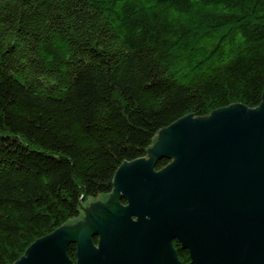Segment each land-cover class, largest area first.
I'll return each mask as SVG.
<instances>
[{
    "label": "trees",
    "instance_id": "trees-1",
    "mask_svg": "<svg viewBox=\"0 0 264 264\" xmlns=\"http://www.w3.org/2000/svg\"><path fill=\"white\" fill-rule=\"evenodd\" d=\"M263 93L264 0H0V264L84 224L165 128Z\"/></svg>",
    "mask_w": 264,
    "mask_h": 264
},
{
    "label": "water",
    "instance_id": "water-1",
    "mask_svg": "<svg viewBox=\"0 0 264 264\" xmlns=\"http://www.w3.org/2000/svg\"><path fill=\"white\" fill-rule=\"evenodd\" d=\"M113 185L85 203L84 224L37 240L15 264H183L174 241L191 264H264V93L255 109L181 118Z\"/></svg>",
    "mask_w": 264,
    "mask_h": 264
},
{
    "label": "flooded vegetation",
    "instance_id": "flooded-vegetation-1",
    "mask_svg": "<svg viewBox=\"0 0 264 264\" xmlns=\"http://www.w3.org/2000/svg\"><path fill=\"white\" fill-rule=\"evenodd\" d=\"M189 253V252H188ZM190 256V255H189ZM179 257V256H178ZM180 260V259H179ZM181 261V260H180ZM182 262V261H181ZM183 263V262H182ZM184 264V263H183ZM190 264H191V259H190Z\"/></svg>",
    "mask_w": 264,
    "mask_h": 264
}]
</instances>
